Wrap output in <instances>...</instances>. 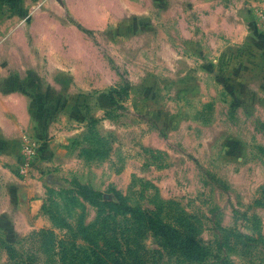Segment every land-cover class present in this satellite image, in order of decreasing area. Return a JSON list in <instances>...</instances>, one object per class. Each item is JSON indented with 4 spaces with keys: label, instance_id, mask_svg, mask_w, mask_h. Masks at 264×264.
I'll return each mask as SVG.
<instances>
[{
    "label": "rangeland",
    "instance_id": "obj_1",
    "mask_svg": "<svg viewBox=\"0 0 264 264\" xmlns=\"http://www.w3.org/2000/svg\"><path fill=\"white\" fill-rule=\"evenodd\" d=\"M159 1L144 24L59 30L37 80L61 142L29 132L32 163L0 175V264H264V94Z\"/></svg>",
    "mask_w": 264,
    "mask_h": 264
},
{
    "label": "crops",
    "instance_id": "obj_2",
    "mask_svg": "<svg viewBox=\"0 0 264 264\" xmlns=\"http://www.w3.org/2000/svg\"><path fill=\"white\" fill-rule=\"evenodd\" d=\"M148 1L149 5L146 0H64L61 5L58 0H0V170H4L0 175L3 178L11 169L21 171L26 140L38 144L29 132L61 142L57 139L56 124L48 128L45 124L56 119L55 84L51 86L50 81L46 85L37 80L41 73L57 71V41L66 39L59 30L75 31L81 35L79 38L88 39L87 31H104L103 26L144 24L145 10L153 7L154 0ZM176 1L178 9L192 10L193 24L206 26L209 42L216 41L222 47L216 55L234 53L232 57L241 59L240 64H232L231 70L234 74L247 73L232 81L242 94L246 91L249 99L261 98L255 95L264 94V0ZM159 3L162 8L169 6L164 0ZM222 32H225L223 38ZM202 40L200 36L196 43ZM239 45L243 47H234L230 52L226 49ZM251 89L258 91L249 95Z\"/></svg>",
    "mask_w": 264,
    "mask_h": 264
},
{
    "label": "built area",
    "instance_id": "obj_3",
    "mask_svg": "<svg viewBox=\"0 0 264 264\" xmlns=\"http://www.w3.org/2000/svg\"><path fill=\"white\" fill-rule=\"evenodd\" d=\"M262 26H263V31H264V12L262 14ZM37 148H38L37 142L31 139L26 140V143L23 148V155H24L23 162L24 163H23V167L21 168V172H24L25 170H27L29 165L32 163V160L36 155Z\"/></svg>",
    "mask_w": 264,
    "mask_h": 264
},
{
    "label": "trees",
    "instance_id": "obj_4",
    "mask_svg": "<svg viewBox=\"0 0 264 264\" xmlns=\"http://www.w3.org/2000/svg\"><path fill=\"white\" fill-rule=\"evenodd\" d=\"M79 188H80V190H81L82 192H84L83 190H85V188H82V187H79ZM134 212H135V211H134ZM145 217H146L147 220H148V224H149L150 226H152L155 230H156L155 227H157L159 223L162 224L161 221L159 222L158 219L155 220L154 217H151V216H148V215H145ZM164 229L166 230L165 227H164ZM169 230H172V229H169ZM162 232H164V230H162ZM166 232H167V231H166ZM45 233H46V232H45Z\"/></svg>",
    "mask_w": 264,
    "mask_h": 264
}]
</instances>
